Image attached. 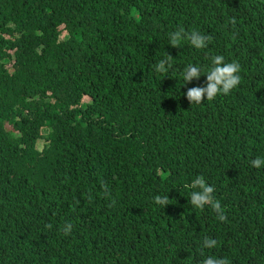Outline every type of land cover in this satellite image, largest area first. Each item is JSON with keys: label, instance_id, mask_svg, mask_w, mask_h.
<instances>
[{"label": "trees", "instance_id": "trees-1", "mask_svg": "<svg viewBox=\"0 0 264 264\" xmlns=\"http://www.w3.org/2000/svg\"><path fill=\"white\" fill-rule=\"evenodd\" d=\"M179 28L212 40L173 48ZM216 55L241 83L191 105ZM258 157L264 0H0V264H264ZM198 176L227 221L190 205Z\"/></svg>", "mask_w": 264, "mask_h": 264}, {"label": "clouds", "instance_id": "clouds-1", "mask_svg": "<svg viewBox=\"0 0 264 264\" xmlns=\"http://www.w3.org/2000/svg\"><path fill=\"white\" fill-rule=\"evenodd\" d=\"M235 24V19L231 21ZM188 41L195 49H206L212 40V36H205L196 30L186 32L184 28H179L175 32L169 35V44L173 48H180L183 41ZM172 56L167 54L165 59H161L155 66V72L158 74H167L172 67ZM211 67L206 72V86L204 87H192L187 90L186 96L191 105H199L206 100L212 101L218 95H229L233 89L239 86L241 83V65L236 62H226L223 55H216L211 58ZM201 77V68L188 64L182 73V79L187 85L193 79H199ZM251 165L254 168L264 167V158H256L251 161ZM185 188H191V195L189 203L192 207L203 211L206 206L210 207L213 212L216 213V218L221 221H227L224 208L219 200L214 197V187L210 186L203 176H198L192 180L191 184H185ZM155 203L162 207L169 204L168 196H156ZM47 227L51 228V225ZM73 225L71 223L66 224L62 228V232L65 236L69 235L72 231ZM217 240L211 237H205L203 240L202 248L212 249L217 246ZM202 264H229L227 258H216L209 256L202 261Z\"/></svg>", "mask_w": 264, "mask_h": 264}, {"label": "rangeland", "instance_id": "rangeland-1", "mask_svg": "<svg viewBox=\"0 0 264 264\" xmlns=\"http://www.w3.org/2000/svg\"><path fill=\"white\" fill-rule=\"evenodd\" d=\"M62 34H64V32H62ZM6 126H7L8 128H11L10 124H6ZM41 130H42V131H46V127L41 128ZM41 143H42V139H41V138H38V140H37V144L40 145Z\"/></svg>", "mask_w": 264, "mask_h": 264}]
</instances>
